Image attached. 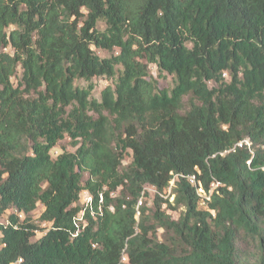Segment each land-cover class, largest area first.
I'll return each mask as SVG.
<instances>
[{
  "label": "trees",
  "instance_id": "obj_1",
  "mask_svg": "<svg viewBox=\"0 0 264 264\" xmlns=\"http://www.w3.org/2000/svg\"><path fill=\"white\" fill-rule=\"evenodd\" d=\"M8 212L0 264H264V0H0Z\"/></svg>",
  "mask_w": 264,
  "mask_h": 264
},
{
  "label": "built area",
  "instance_id": "obj_2",
  "mask_svg": "<svg viewBox=\"0 0 264 264\" xmlns=\"http://www.w3.org/2000/svg\"><path fill=\"white\" fill-rule=\"evenodd\" d=\"M244 145H246L250 149L251 153L253 154V150L251 147L252 143H251L250 139H245L243 141H240L237 144V146H239V147H243ZM247 163L251 164V160H249ZM189 182L194 187L197 195L199 196V206H200V208H203V209H208L207 205H208V202L211 200L212 195L215 193V191L218 189V187L223 186V184L221 182L213 181L211 183V185L209 186V188H206L203 185L202 181H200L196 176H191L189 178ZM173 185H174V181L170 182V186L168 187L167 194L171 193ZM118 190L120 191V189H118ZM154 191L156 192L155 188H154ZM113 194L115 195L116 193H113ZM102 199H103V197H102ZM80 203L82 205V209L79 211V213L75 217L76 233L74 234V236H76L79 232H81L83 227H85V225L87 224L86 216H85L86 208H88L91 211L92 217L96 216V214L93 210V196L87 190H83L81 192ZM141 203H142V201L139 202V205ZM99 208L101 209L100 206H99ZM18 215H19L20 219H22V220L25 219V217H26V215L24 213H19ZM139 215H140V210L138 208L137 209V218L139 217ZM40 225H41V229H38L35 231L37 236L44 234L50 228V223H47V222H43ZM22 263H23L22 258H19L10 264H22ZM127 263H128L127 256L123 255L121 258V264H127Z\"/></svg>",
  "mask_w": 264,
  "mask_h": 264
},
{
  "label": "rangeland",
  "instance_id": "obj_3",
  "mask_svg": "<svg viewBox=\"0 0 264 264\" xmlns=\"http://www.w3.org/2000/svg\"><path fill=\"white\" fill-rule=\"evenodd\" d=\"M98 28L101 29V30H104L105 29V24L103 22H99L98 23ZM117 52H118L117 48H114L111 51H108V50H96V53L102 58L110 57L112 54L117 53ZM157 74H158V72H157ZM225 76L228 77L227 74ZM157 80H158V83H159L160 86H167V85L172 83L173 78H172V76L167 75V74L164 73L162 76H158ZM80 83L82 85L86 84V82H84V81H81ZM64 150L65 151H70V152L75 151V147H73V145L71 144V139L69 137H67L63 141H61L57 145V147L52 150V152H51L52 157L53 158L57 157V155H59ZM130 161H131L130 157L127 156L125 161H124V165H127L128 163H130ZM87 178H88V174H85V179H87ZM146 192L150 194V197H146L145 196L144 202H147V207L150 209L152 207V202L150 200H152V198L156 194V192L154 191V187L151 188V187H148V186L146 187ZM172 198L173 197H171L170 201H172ZM164 207H166V206H164ZM180 210H182V209H180ZM41 211H42V205L38 206L37 209L34 212H32V214H31L32 220H34L35 222H38L39 215H40ZM168 212L170 214H172L174 218H178L179 217L178 212H173V211H170V210H168ZM8 216H9V212L6 213V215L3 216L0 219V222L1 223H7ZM158 236L161 239L163 238V230H159Z\"/></svg>",
  "mask_w": 264,
  "mask_h": 264
},
{
  "label": "clouds",
  "instance_id": "obj_4",
  "mask_svg": "<svg viewBox=\"0 0 264 264\" xmlns=\"http://www.w3.org/2000/svg\"><path fill=\"white\" fill-rule=\"evenodd\" d=\"M139 216H140V215H139ZM136 218H137V214H136ZM137 219H139V217H138Z\"/></svg>",
  "mask_w": 264,
  "mask_h": 264
}]
</instances>
